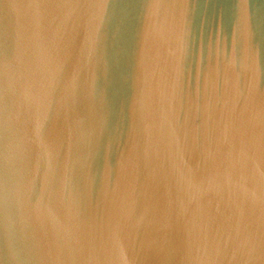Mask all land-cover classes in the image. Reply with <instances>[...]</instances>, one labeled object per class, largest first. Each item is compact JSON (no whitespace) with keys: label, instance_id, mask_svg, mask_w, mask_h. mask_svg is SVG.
Listing matches in <instances>:
<instances>
[{"label":"water","instance_id":"95a60500","mask_svg":"<svg viewBox=\"0 0 264 264\" xmlns=\"http://www.w3.org/2000/svg\"><path fill=\"white\" fill-rule=\"evenodd\" d=\"M0 264H264V0H0Z\"/></svg>","mask_w":264,"mask_h":264}]
</instances>
